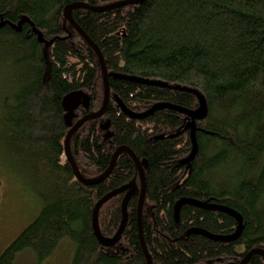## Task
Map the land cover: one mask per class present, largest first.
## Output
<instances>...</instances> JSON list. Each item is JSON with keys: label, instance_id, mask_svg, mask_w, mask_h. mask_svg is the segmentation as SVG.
I'll list each match as a JSON object with an SVG mask.
<instances>
[{"label": "trees", "instance_id": "1", "mask_svg": "<svg viewBox=\"0 0 264 264\" xmlns=\"http://www.w3.org/2000/svg\"><path fill=\"white\" fill-rule=\"evenodd\" d=\"M128 0H0V158L29 185L40 212L0 255L16 264L32 253L36 264L62 240L73 245L70 264H146L137 207L138 170L122 153L107 178L80 183L66 159L71 127L61 102L82 92L88 109L73 112L72 125L103 102L101 67L92 47L64 19L66 6L103 7ZM72 19L99 50L109 87L103 116L83 123L69 149L84 179L101 176L114 152L128 148L144 168L142 237L151 264H240L264 250V0H144L104 11L75 9ZM158 104L205 114L194 119L174 109L138 115ZM109 122L105 138L101 125ZM133 183L126 225L111 247L92 231L95 204ZM127 190L99 209L97 225L110 239L121 223ZM181 199L223 206L243 219L233 242L231 216L175 204ZM246 264H264L252 256Z\"/></svg>", "mask_w": 264, "mask_h": 264}, {"label": "water", "instance_id": "2", "mask_svg": "<svg viewBox=\"0 0 264 264\" xmlns=\"http://www.w3.org/2000/svg\"><path fill=\"white\" fill-rule=\"evenodd\" d=\"M144 0H128V1H124V2H118L115 4H111L108 6H103V7H91L88 6L86 4H82V3H75V4H71L68 5L64 8L63 10V15H64V19L66 21L69 22V24L83 37V39L92 47V49L94 50L96 56L98 57V61L101 67V72H102V78H103V85H104V95H103V102H102V106L100 108V110L96 113H92V114H88L86 116H84L82 119H80L76 124L72 125V119H73V112L78 108V107H83L84 109H88V105H89V100L86 96H84L82 94V92H73L70 93L68 95H66L61 102V106L64 110V112L66 113L65 115V121L68 127H71L70 130L68 131L67 135H66V139L64 142V150H65V155H66V159L69 162V164L72 167V170L74 172V175L76 177V179L86 185V186H91V185H96L98 183L103 182L107 176L110 174V172L112 171L115 162L117 160V158L122 154V153H126L130 156V158L133 160L137 170H138V175H139V180H140V193H139V201H138V207H137V222H138V231H139V238H140V243H141V247H142V251L144 253L145 256V260H146V264H151V260L149 257V254L146 250L144 241H143V237H142V230H141V211H142V206H143V202H144V195H145V178H144V168H146V162L142 161L141 163L139 162V160L135 157V155L126 147H120L118 148L110 161L109 167L108 169L99 177L94 178V179H84L80 172L78 171V168L76 166V164L74 163L71 153H70V149H69V140L72 136V134L85 122L92 120V119H96L99 118L101 116H103L107 104H108V99H109V87H108V82H107V74H106V70H105V66H104V62H103V58L98 50V48L91 42L88 40V38L82 33V31L79 29V27L75 24V22L72 19L71 13L73 10L75 9H80V8H85V9H89L91 11H95V12H99V11H104V10H108V9H113V8H117L120 6H124V5H135V4H140L142 3ZM163 108H168V109H174L177 110L183 114H187L190 117L194 118V119H199L201 117L204 116L205 114V106L204 104H201L200 107L194 111V112H188L185 110H182L180 108H176L173 106H168L165 104H158L155 105L154 107H152L149 111L143 113V114H138V115H134L129 113L128 111L125 110V112L129 115V117L134 118V119H141L143 117H146L150 114H152L154 111L158 110V109H163ZM101 129L103 131H105V138H110L112 136V134L108 131L109 129V122L106 121L105 123H103L101 125ZM131 188H135V185L133 183L128 184L126 186H123L119 189H116L108 194H106L104 197H102L94 206L93 208V212H92V219H91V224H92V231L94 236L96 237L97 241L99 242V244L103 247H111L113 246L120 238L125 225H126V205L127 202L130 198V196L132 195V191H128ZM128 191L121 203V223L119 225V228L117 230V232L115 233V235L110 238H103L99 232L98 229V225H97V216H98V211L100 209V207L106 202L108 201L110 198L123 193L124 191ZM182 205H191L194 207H198L204 210H211V211H218L221 213H225L229 216H231L232 218L235 219L236 223H237V227L235 232L230 235V236H220V235H212L209 234L208 232L204 231V230H200V229H192L189 230L187 234H194V235H201L209 240L212 241H216V242H222V243H229V242H233L235 241L241 234L242 230H243V219L240 216V214H238L236 211L223 207V206H218V205H213V204H207V203H201V202H197L194 200H190V199H181L179 200L174 207V217L175 220L177 222L178 220V212L179 209ZM254 255H258L264 258V250L261 249H253L251 250L241 261L240 264H246L247 261Z\"/></svg>", "mask_w": 264, "mask_h": 264}, {"label": "rangeland", "instance_id": "3", "mask_svg": "<svg viewBox=\"0 0 264 264\" xmlns=\"http://www.w3.org/2000/svg\"><path fill=\"white\" fill-rule=\"evenodd\" d=\"M5 158H0V255L40 212V204L27 181ZM73 245L62 240L42 264H70ZM16 264H36L32 253H23Z\"/></svg>", "mask_w": 264, "mask_h": 264}]
</instances>
